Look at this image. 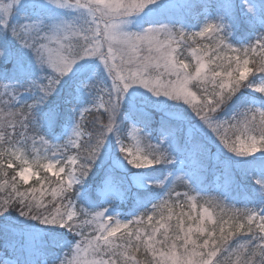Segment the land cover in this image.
Here are the masks:
<instances>
[{"label": "snow or ice", "instance_id": "1", "mask_svg": "<svg viewBox=\"0 0 264 264\" xmlns=\"http://www.w3.org/2000/svg\"><path fill=\"white\" fill-rule=\"evenodd\" d=\"M202 6L185 27L160 0H0V264H264V0Z\"/></svg>", "mask_w": 264, "mask_h": 264}, {"label": "trees", "instance_id": "2", "mask_svg": "<svg viewBox=\"0 0 264 264\" xmlns=\"http://www.w3.org/2000/svg\"><path fill=\"white\" fill-rule=\"evenodd\" d=\"M161 3H168L170 7L168 8L165 16L163 17L165 22H168L169 19H172L177 22H183L182 25L181 23H178L177 26H185L188 27L189 25L196 24V21L201 19L207 12V9L203 8V0H160ZM146 26V25H145ZM194 30V29H193ZM235 35V33H234ZM246 42V41H245ZM186 53V52H185ZM187 56L186 54H184ZM4 82H8L7 78L4 79ZM74 89L68 85L64 86L63 89L61 90L60 94L58 96H55L51 99V106L52 107H58V109L61 112H67L70 115H74V113H71V105L65 104L64 100L68 96L69 91H73ZM195 90V88L193 89ZM83 99L85 102H91V97L87 95V93L83 94ZM80 106H83L81 104ZM232 114V109L229 108L225 111L224 115L229 116ZM163 113L161 112H155L154 114V123L158 125ZM87 119L90 121L92 117L90 115L87 116ZM156 133H153V136L155 137ZM213 152L215 153L217 151L216 146L213 145L212 148ZM221 159H224L223 156L220 157ZM9 174L11 175V170H9ZM41 175H44L43 171L40 173ZM50 175V174H48ZM217 177V182L219 184V175L218 171L215 168V166L210 162L207 168V172L205 175H201L198 177L199 179V190L204 191L201 193V196L208 198L212 196H216V190L217 188L213 184L214 178ZM30 185H35L39 187L38 185L35 184V180H32L29 182ZM245 184L249 183V181L245 180ZM24 187H28V185H24ZM182 186H178L177 190L179 191ZM186 189V188H185ZM187 190V189H186ZM185 190V191H186ZM243 189H241L242 191ZM137 191H146V190H134V192ZM7 195L6 192H0V196ZM192 195H196V193H192ZM50 199V197H48ZM135 203V200L133 197H130L128 201L126 202L125 205L119 204L116 205L117 208L121 209L120 215L125 218H130L127 215V212L129 209L133 207ZM200 203H203V201H200ZM228 206H235V207H243V204H241V199H240V192L239 191H233L230 196L227 198L226 201H224ZM85 206H87L85 204ZM249 206L252 207H260L258 203H252ZM150 207V206H149ZM185 211H187V208H185ZM8 215V214H6ZM2 219V218H0ZM10 220L13 223V225L17 229H25L28 225H35L37 228L43 230L44 226L38 225L37 222L35 221H26L25 218L20 217L19 214L15 211L12 210L10 212ZM65 240H72L73 237L71 234H66L64 237ZM4 237L2 234H0V253H5L9 251L6 249L4 246ZM17 255L23 261L24 259L28 258L27 252H25L23 255H20L19 252H17ZM32 259L39 261V264H41V261L44 260V257L42 255H36L35 257H32Z\"/></svg>", "mask_w": 264, "mask_h": 264}, {"label": "rangeland", "instance_id": "3", "mask_svg": "<svg viewBox=\"0 0 264 264\" xmlns=\"http://www.w3.org/2000/svg\"><path fill=\"white\" fill-rule=\"evenodd\" d=\"M195 30V29H194ZM184 54H186V55H188V52L186 51V53H184ZM42 171V170H41ZM138 171V170H137ZM51 175V174H50ZM130 178V177H129ZM32 181V180H31ZM132 187H135V188H137L135 185H133ZM127 199H125V200H122V201H118V202H125ZM115 212L116 213H118V211L117 210H115ZM121 219V218H120ZM123 220V219H122ZM41 264H44V262H42Z\"/></svg>", "mask_w": 264, "mask_h": 264}]
</instances>
